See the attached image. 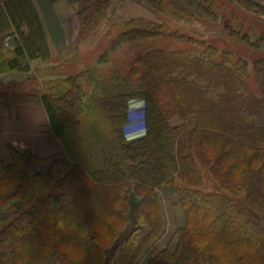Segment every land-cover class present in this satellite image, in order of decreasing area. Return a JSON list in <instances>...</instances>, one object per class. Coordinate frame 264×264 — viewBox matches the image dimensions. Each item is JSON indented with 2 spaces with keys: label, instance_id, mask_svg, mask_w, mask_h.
Here are the masks:
<instances>
[{
  "label": "trees",
  "instance_id": "1",
  "mask_svg": "<svg viewBox=\"0 0 264 264\" xmlns=\"http://www.w3.org/2000/svg\"><path fill=\"white\" fill-rule=\"evenodd\" d=\"M66 1L85 40L115 3ZM151 1L181 18L216 19L226 6ZM251 1L264 11L257 0L240 4ZM144 19L128 20L114 46L151 38L166 46L129 52L124 69L106 52L85 72L40 82L32 62L53 58L41 13L34 0H0V124L3 109L39 103L64 151L47 159L46 172L32 171L30 151L10 147L13 161L0 160V212L12 199L24 202L0 219V264H138L165 232V185L185 223L175 249L146 264H264V57L251 68L203 36ZM235 20L232 12L225 21L230 33L250 41ZM105 63L114 65L109 73ZM13 74L26 78L7 83ZM133 99L144 104L146 132L129 138ZM133 197L135 224L122 238Z\"/></svg>",
  "mask_w": 264,
  "mask_h": 264
},
{
  "label": "rangeland",
  "instance_id": "2",
  "mask_svg": "<svg viewBox=\"0 0 264 264\" xmlns=\"http://www.w3.org/2000/svg\"><path fill=\"white\" fill-rule=\"evenodd\" d=\"M223 1L226 3L225 8H222L224 12L222 10L218 11L217 18L212 19L203 17L200 14H195L188 18L173 16L162 9L157 2L151 0H115L110 15L102 21L98 31H96L94 35L91 33L90 37L86 40L80 35L81 26L74 6L66 0L54 3L55 14L62 25L67 31L71 32V34L75 35L76 32V48L73 53L54 56L47 61L41 59L35 60L34 71L37 75V79L41 82L49 78L57 79L59 76L76 75L80 72H85L96 66L99 58L106 52L110 53L113 63L122 66L124 69L131 60V57L128 56L129 52L134 51L138 53L143 47L152 44L166 46L168 41L161 38L156 40L153 38L146 39L140 44L127 43L119 47L114 46V42L118 39L124 24L128 20L138 19L141 21V19L144 18L146 22L155 21L161 23L163 27L168 30H184L187 33H192L200 37L203 36L211 43L220 45L223 49L231 51L235 58H245L252 68L257 59L264 57V11L257 9L253 1H251L252 5H250V7H245L240 4V0H222V2ZM257 1L264 6V0ZM232 12L236 13V25L233 28L243 33L241 36L248 33L251 36L250 41L244 40L238 36L235 37L226 27L225 21ZM241 23H243V26L240 30ZM10 43L11 41L8 38L7 44ZM37 61L39 63H37ZM40 63L41 65H39ZM113 67L114 65L112 63L100 65L101 71L107 73H109ZM25 78L26 75L13 74L7 77L6 81L7 83H12V81L16 79H18L17 81H21ZM143 112L144 104L142 100L133 99L130 110L131 121L128 128H126L127 133H129L128 136H140L144 132ZM178 120L179 118H175L173 124L176 125V121ZM179 121L182 123L181 119ZM192 122L193 119L190 121V124ZM209 181L213 186H217L212 178H210ZM43 191L42 189L36 190L34 196L43 193ZM161 198L164 213L166 215L165 232L153 247L144 254L138 264H146L150 258L157 255V253L164 248L174 250L178 241L176 229L178 226L184 225L185 223L184 212L177 204L179 197L171 191L170 185H165L162 188ZM132 201L133 208L131 211V220L121 234L122 238L133 229L135 224V206L136 202H138V198L133 197ZM23 205L24 202L19 200V198L12 199V201H9L7 206L0 212V219L1 217H8V215L14 211L13 209L17 208L16 206L21 208ZM111 253L112 248L108 250V254Z\"/></svg>",
  "mask_w": 264,
  "mask_h": 264
},
{
  "label": "crops",
  "instance_id": "3",
  "mask_svg": "<svg viewBox=\"0 0 264 264\" xmlns=\"http://www.w3.org/2000/svg\"><path fill=\"white\" fill-rule=\"evenodd\" d=\"M34 1L45 23L53 57L73 53L76 48V32L75 35L71 34L62 25L55 14V5L50 0ZM2 115L0 160L5 163L13 161L10 147H14L20 151H30L34 155L31 164L33 171L46 172L51 165L47 159L64 152L62 144L49 129L48 116L43 105L24 102L10 109H3ZM179 120L176 121L177 124H181Z\"/></svg>",
  "mask_w": 264,
  "mask_h": 264
}]
</instances>
